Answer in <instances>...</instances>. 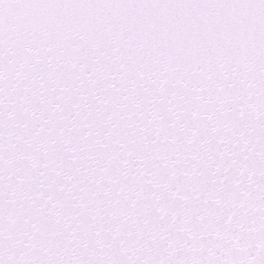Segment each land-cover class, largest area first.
Segmentation results:
<instances>
[{
	"label": "snow or ice",
	"instance_id": "snow-or-ice-1",
	"mask_svg": "<svg viewBox=\"0 0 264 264\" xmlns=\"http://www.w3.org/2000/svg\"><path fill=\"white\" fill-rule=\"evenodd\" d=\"M0 264H264V0H0Z\"/></svg>",
	"mask_w": 264,
	"mask_h": 264
}]
</instances>
